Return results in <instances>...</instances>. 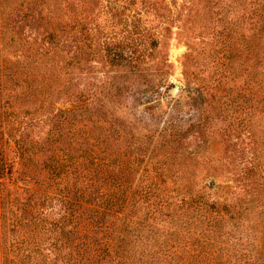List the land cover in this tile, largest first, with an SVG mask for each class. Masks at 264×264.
<instances>
[{"label": "trees", "instance_id": "trees-1", "mask_svg": "<svg viewBox=\"0 0 264 264\" xmlns=\"http://www.w3.org/2000/svg\"><path fill=\"white\" fill-rule=\"evenodd\" d=\"M78 1L82 2L79 7L73 0H3L1 6L3 264H264V243L261 247L252 240L245 244L243 235L236 230L248 215L242 206L231 207L227 202L203 203V206L200 198L192 196L188 207L194 211L185 214L188 217L184 222L179 219L183 223L181 231H166L156 226L162 216L170 222L175 216L184 215L173 209L172 218H167L170 216L160 210V203L147 204L148 192L132 190L141 171L139 158L117 164L112 126L107 130L101 127V132H96L97 122L90 115L93 111H98L96 114L104 111L103 107H96L91 99L95 95H89L88 91L73 90L75 85L69 80L63 85L62 75L57 73V66L61 71L66 68L69 31L73 32L75 42L83 32L88 33L92 43L96 38L91 25L97 2ZM143 1L149 2V8L167 23L176 15V4L168 0L160 4ZM226 1L206 0L203 6L218 25L204 28L205 43L214 47L213 67L220 74L203 84L204 94L206 88L209 94H218L225 78L220 63L226 59L228 48ZM239 1L247 5L246 13L236 18L237 27L242 26L243 54L253 58L257 53L264 54V0ZM149 40L150 51L157 50L159 41L155 37ZM189 49L192 50L191 45ZM86 52L91 57L100 55L92 50L89 53L88 48ZM79 54L76 51L69 65L74 61L78 68L82 62ZM115 56L113 60L108 58L115 69L111 70V82L100 91L112 103H120L128 88L123 80L144 76L145 69L140 68L139 62L145 54L133 51L127 55L120 51ZM250 75L256 79L258 68L251 70ZM70 90H73L71 94ZM248 98L251 100L253 96L249 93ZM61 103L63 108H57L55 104ZM68 103L79 106L67 108ZM80 113L87 114L89 126L82 124ZM66 122L74 127L82 126L79 137L68 139L64 135ZM43 126L48 129L42 132L45 137L37 132ZM39 167L46 173L45 178H40ZM146 204L148 208V205L157 206L152 219L149 209L144 208ZM55 205L61 207L58 213ZM227 220L234 224L228 226ZM236 234L237 243L222 239L226 235L234 238ZM160 238H164L163 243H159ZM183 238L186 244L179 248L181 256L166 252L159 255L161 250H154L165 245L171 251L175 247L173 243L183 242ZM151 242L155 243L150 245Z\"/></svg>", "mask_w": 264, "mask_h": 264}, {"label": "rangeland", "instance_id": "rangeland-1", "mask_svg": "<svg viewBox=\"0 0 264 264\" xmlns=\"http://www.w3.org/2000/svg\"><path fill=\"white\" fill-rule=\"evenodd\" d=\"M168 1L177 6L176 15L169 23L150 9L147 1L96 0L95 21L91 25L95 28L94 42L85 32L79 33L75 42L73 32L69 31L66 68L61 71L57 66V73L62 75L63 85L69 80L75 85L73 90L88 91L89 95H95L91 99L96 107H103L104 111L98 114L93 111L90 115L97 122L96 132H101V127L107 130L112 126L117 164L139 158L141 171L132 190L148 192L147 204L160 203V210L170 216L167 218H172L173 209L184 215L175 216L170 222L162 216L156 222L158 228L181 231L182 222L188 217L185 214L194 211L188 207L192 196L200 198L202 205L227 202L231 207L246 208L248 215L236 230L243 235L245 244L252 240L261 247L264 243V54L257 53L253 58L243 54L242 26L237 27L236 18L246 13L247 5L239 0L226 1L228 48L226 59L220 63L225 78L218 94H209L207 88L204 94L203 84L220 76L211 61L214 47L205 43L204 27L213 29L218 25L210 19L208 9H203L206 0ZM73 2L78 7L82 4L78 0ZM3 3L0 0V15ZM150 37L160 43L153 52L148 47ZM87 48L89 53L92 50L100 55L89 56ZM76 51L82 60L78 68L74 61L69 65ZM120 51L127 55L133 51L145 54L139 62L145 70L138 80L124 79L128 88L120 103H112L101 94L100 88L111 82L114 66L108 58L113 60ZM257 68L258 77L254 79L250 71ZM249 93L253 96L251 100ZM55 105L64 106L63 103ZM72 105L76 104L68 103L67 108ZM86 115L80 113L82 124L89 126ZM81 129L80 124L74 127L66 122L63 132L71 139L74 135L79 137ZM47 130L44 126L37 128L44 137ZM40 173V178H45L46 173ZM2 182L0 179V264H3ZM147 204L144 208L149 209V219H152L157 206L148 205V208ZM60 209V205H55L56 213ZM227 222L228 226L234 224ZM222 239L237 243L238 235L234 238L226 235ZM163 240L160 238L159 243ZM173 244L172 252L165 245L154 250H161L159 255L166 252L181 256L179 248L186 241L183 238V242Z\"/></svg>", "mask_w": 264, "mask_h": 264}]
</instances>
